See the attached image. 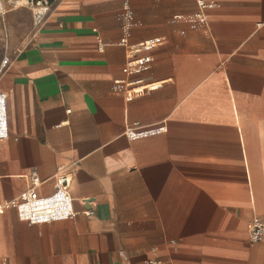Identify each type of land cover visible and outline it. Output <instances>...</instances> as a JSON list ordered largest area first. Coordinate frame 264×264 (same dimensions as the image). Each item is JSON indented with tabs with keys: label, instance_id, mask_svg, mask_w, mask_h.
Masks as SVG:
<instances>
[{
	"label": "crops",
	"instance_id": "0c3cea01",
	"mask_svg": "<svg viewBox=\"0 0 264 264\" xmlns=\"http://www.w3.org/2000/svg\"><path fill=\"white\" fill-rule=\"evenodd\" d=\"M203 1L205 21L188 18L198 0H54L40 29L27 8L0 20V203L34 168L52 194L71 165L76 213L6 211L0 264H264L248 231L264 215V0ZM124 38L164 42L129 77ZM115 80L160 86L127 100ZM136 123L167 130L130 139Z\"/></svg>",
	"mask_w": 264,
	"mask_h": 264
},
{
	"label": "built area",
	"instance_id": "2783aa9c",
	"mask_svg": "<svg viewBox=\"0 0 264 264\" xmlns=\"http://www.w3.org/2000/svg\"><path fill=\"white\" fill-rule=\"evenodd\" d=\"M54 6V0H0V20H3L10 10L27 8L32 15L33 26L40 29L49 17ZM199 11L190 15L192 21H205L206 11L215 7L213 3L198 0ZM162 38H154L137 45H130L126 38L121 43L126 48L128 61L123 68L126 76L139 74L149 68L152 57L149 55L155 47L163 44ZM99 50L104 51V45H99ZM8 59L4 58L1 72L6 67ZM0 72V73H1ZM159 84H144L142 80H115L114 91L125 95L127 100H132L140 95L155 91ZM5 93H0V141L7 139L8 118L6 113ZM139 124L126 129V135L130 139L146 138L166 131L165 125L154 129H138ZM70 166H63L54 175V192L50 195H41L38 190L42 185V180L36 168L31 172L30 187L23 191L18 197L0 203V216L6 211L15 209L18 215L25 221L32 224H47L58 220L73 218L76 213L73 209V198L70 194L72 173ZM90 200L85 199L83 203ZM93 211H87L92 214ZM249 241L251 244L264 242V215H255L248 225ZM145 264H164L159 259H149Z\"/></svg>",
	"mask_w": 264,
	"mask_h": 264
}]
</instances>
